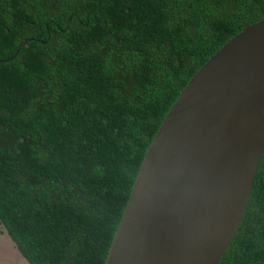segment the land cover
Returning <instances> with one entry per match:
<instances>
[{
    "label": "trees",
    "instance_id": "1",
    "mask_svg": "<svg viewBox=\"0 0 264 264\" xmlns=\"http://www.w3.org/2000/svg\"><path fill=\"white\" fill-rule=\"evenodd\" d=\"M263 17L264 0H0V222L30 264H104L168 109ZM218 264H264V149Z\"/></svg>",
    "mask_w": 264,
    "mask_h": 264
},
{
    "label": "water",
    "instance_id": "2",
    "mask_svg": "<svg viewBox=\"0 0 264 264\" xmlns=\"http://www.w3.org/2000/svg\"><path fill=\"white\" fill-rule=\"evenodd\" d=\"M263 149L264 17L210 56L168 109L104 264H218ZM0 264H30L1 222Z\"/></svg>",
    "mask_w": 264,
    "mask_h": 264
}]
</instances>
